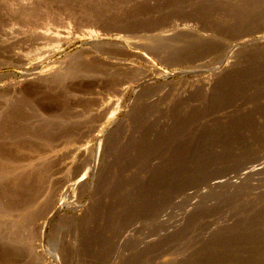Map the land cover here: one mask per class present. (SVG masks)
Segmentation results:
<instances>
[{
  "label": "rangeland",
  "instance_id": "1",
  "mask_svg": "<svg viewBox=\"0 0 264 264\" xmlns=\"http://www.w3.org/2000/svg\"><path fill=\"white\" fill-rule=\"evenodd\" d=\"M0 264H264V0H0Z\"/></svg>",
  "mask_w": 264,
  "mask_h": 264
}]
</instances>
